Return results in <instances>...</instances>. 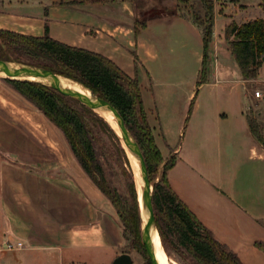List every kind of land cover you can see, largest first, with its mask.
Masks as SVG:
<instances>
[{"label":"crops","instance_id":"1","mask_svg":"<svg viewBox=\"0 0 264 264\" xmlns=\"http://www.w3.org/2000/svg\"><path fill=\"white\" fill-rule=\"evenodd\" d=\"M53 1L0 0V29L41 36L47 26L52 38L101 53L137 77L155 141L164 157L174 158L166 172L174 193L243 264H264V251L255 245L264 242V144L248 122V106L259 97H250L249 87L258 73L244 78L223 34H213L209 74L197 85L202 31L180 12L178 0L175 9L146 17L128 0ZM234 10L247 11L220 0L215 21L264 17L262 5L260 17L236 20ZM142 17L143 26L137 24ZM0 216L3 235L24 242L16 250L66 252L71 264H81L72 256L85 253L104 256L92 264H110L124 252L132 256L115 207L62 130L18 92L0 95Z\"/></svg>","mask_w":264,"mask_h":264},{"label":"trees","instance_id":"2","mask_svg":"<svg viewBox=\"0 0 264 264\" xmlns=\"http://www.w3.org/2000/svg\"><path fill=\"white\" fill-rule=\"evenodd\" d=\"M94 1L98 0H54L53 2L67 5ZM202 1L203 14L198 15L194 12L192 16L203 36V57L197 85L206 80L209 44L212 40L214 23L213 1ZM137 24L143 26L145 20L137 21ZM224 34L243 77H256L264 56V17L240 24L232 20L225 25ZM10 54L25 55L31 59L32 65L48 68L56 74L77 81L95 95L108 100L121 114L126 127L137 141L151 180L150 174L155 166L148 155L150 151L157 156L159 153L147 119L137 77L128 75L101 53L52 38L47 32V26L45 34L41 36L0 29V58L7 61L18 59L11 58ZM5 81L62 130L84 171L115 207L122 224L123 237L126 239L131 235L134 239V248L138 250L141 246L145 248L139 236V207L138 201L137 203L135 201L136 192L132 180L129 186L131 201H128L108 188L102 168L95 156L92 144L94 136L89 128V120L106 127L108 122L75 98L66 96L48 85L28 80L5 79ZM76 103L78 106L75 105ZM248 122L252 133L264 144V136L257 131L256 124L250 116ZM158 160L164 161L161 156ZM173 163V157L165 160L162 174L159 180L154 182L152 191L156 226L164 249L173 252L184 249L200 264H243L232 250L214 239L211 232L174 193L166 175ZM255 245L264 251L263 241H256Z\"/></svg>","mask_w":264,"mask_h":264},{"label":"rangeland","instance_id":"3","mask_svg":"<svg viewBox=\"0 0 264 264\" xmlns=\"http://www.w3.org/2000/svg\"><path fill=\"white\" fill-rule=\"evenodd\" d=\"M22 1V0H21ZM50 0H23L22 3L24 4H34L35 6L42 5L43 3H47ZM109 1H118V0H99L98 2H109ZM213 1L214 6V24L212 27L213 34L218 38V34L220 35V38L222 39V34L225 37L224 34V22H222L220 19H217L215 21V8L216 4L220 0H211ZM223 2L227 3L228 0H222ZM234 2V4L238 3L239 7L242 9L245 8L247 11H239L234 10V18L236 20L238 19H246L247 17L252 18L253 16L260 17L261 12L259 11V6H263L264 4H261L262 1L264 3V0H231ZM97 2V1H96ZM89 2V3H96ZM131 2V1H130ZM132 3V6L136 10L137 13L140 12H146V16L153 15L156 13H159L160 11L167 9L172 10L176 8V0H134ZM229 3V2H228ZM178 8L180 12H183L187 15H189L192 19L195 14L202 15L203 14V1L202 0H184L182 2L178 1ZM231 6H225V11L227 9H230ZM235 9V7L233 8ZM38 10L37 7L34 8L33 13H36ZM221 10V9H220ZM223 10V9H222ZM202 18V16H201ZM263 18V17H262ZM144 20V17L140 19V21ZM230 23V22H229ZM215 25V27H214ZM213 39V38H212ZM232 39V37H230ZM229 45L228 39H226ZM211 46L213 45V40H211ZM209 45V46H210ZM219 49V59H222V52H224L225 47L222 43V41H219L218 47ZM11 58H18L17 60H9L13 64L17 65H32L31 59L28 58L25 55H18V54H10ZM261 67L258 70V78H260L259 81L254 82V84H250V97L256 96V91L260 92V96L255 99V101H252L250 105L248 106V112L249 116L254 120L256 124L257 131L264 136V113L261 116H258V111L264 112V61L262 60ZM210 68H207L206 74H209ZM129 75V74H128ZM256 90V91H255ZM16 91L10 83L5 81L0 77V95L4 96V99H7V96H10V94H15ZM19 93V92H18ZM254 94V95H253ZM78 106V103L75 104ZM140 117V116H139ZM104 119V118H103ZM89 128L92 131L93 139L92 144L94 147V152L97 161L99 162L103 176L106 182V185L110 190L116 191L122 198H126L128 201H131L130 197V182L132 180L133 186L136 192L135 195V201L137 203V191L135 187L134 182V172H133V162L132 159H130L129 153L124 149L123 141L121 140V137L119 136V131L112 128L110 124H107V127L104 126L101 123L94 122L89 120ZM152 129V128H151ZM153 133V131H152ZM154 136V134H153ZM155 139V137H154ZM155 145L158 149V156L155 155L152 151L149 152V158L151 163L155 166L154 171L151 172V181L155 182L158 181L162 171H163V164L165 160L171 158L170 157H164L163 152L161 151L160 147L157 145L155 141ZM161 156V158L164 159L163 162H159L158 158ZM167 156V155H166ZM140 216V212H139ZM4 222L2 220V217L0 216V264H71V256H67L66 252H64V255L60 256L55 251H46L45 254L38 253L34 250L29 249H23V250H16V249H7V242L9 241L10 237L6 234L3 235V232H6V230L3 228ZM139 236L140 241L143 244L142 238H141V217H140V229H139ZM15 239V238H14ZM133 240L131 235H128V237L124 238V247L126 249H129L132 252V264H151L150 258L147 254V251L145 250L144 246H141L138 249L133 247ZM166 257H170L177 261L180 264H200L198 263L190 254H188L184 249H180V251H167L164 250ZM73 261L77 263V261L81 264H92L95 262H100L101 259H104V256L96 255V254H79L72 256ZM77 259V260H76ZM170 264V262H167Z\"/></svg>","mask_w":264,"mask_h":264},{"label":"water","instance_id":"4","mask_svg":"<svg viewBox=\"0 0 264 264\" xmlns=\"http://www.w3.org/2000/svg\"><path fill=\"white\" fill-rule=\"evenodd\" d=\"M262 60L264 61V56L262 57ZM0 72H4L5 75L0 76L4 80L5 79L28 80V81H35L48 85L66 96L75 98L80 103L92 109L95 113H97L101 117L103 116L98 113L97 111L98 109L107 110L112 113L119 127L120 130L119 136L121 137V140L124 142L128 150L138 160L140 177L142 179L141 198H139L135 178H134V182L137 191V201H138V207L141 217V238L145 245L151 264H159L155 257L154 246L151 240L152 230H155L160 237L158 228L156 226L155 211L152 201V191H153L154 182H152L149 179L148 170L143 153L137 141L134 139V137L131 135L128 128L126 127L124 123V119L121 116V114L118 112V110L108 100L95 95L89 88L84 87L82 84L68 77L56 74L48 68L35 66V65H17L11 63L10 61L0 58ZM61 77L72 80L73 82H77L83 88L89 91V95H86L85 93L80 92L76 89L62 85V83L60 82ZM103 118L110 124V122L105 117ZM110 126L113 128L111 124ZM122 147L124 148V146ZM142 212L146 214L145 220H143L142 218ZM110 264H132V257L128 252H124L117 255Z\"/></svg>","mask_w":264,"mask_h":264},{"label":"bare ground","instance_id":"5","mask_svg":"<svg viewBox=\"0 0 264 264\" xmlns=\"http://www.w3.org/2000/svg\"><path fill=\"white\" fill-rule=\"evenodd\" d=\"M4 72H0V76H4ZM60 82L62 83V85L66 86V87H70L73 89H76L80 92L85 93L86 95H89V91L85 88H83L80 84H78L77 82H73L72 80H69L67 78L61 77L60 78ZM99 114H101L103 117H105L110 124L119 131L120 134V130L119 127L117 125V122L114 118V116L112 115V113L110 111L107 110H101L98 109L97 110ZM123 146L126 149V151L129 153L130 155V159H132L133 162V172H134V178L136 181V186H137V190H138V194H139V198H141V186H142V179L140 177V170H139V164H138V160L137 158L128 150V148L125 146L124 142ZM141 202V200H140ZM142 218L143 220L146 219V214H144V212H142ZM151 240L154 246V253H155V257L158 261L159 264H168L167 262L169 261L170 264H180L177 261H175L174 259L170 258V257H166L165 252H164V248L161 244V240L160 237L158 235V233L155 230H152L151 232Z\"/></svg>","mask_w":264,"mask_h":264},{"label":"built area","instance_id":"6","mask_svg":"<svg viewBox=\"0 0 264 264\" xmlns=\"http://www.w3.org/2000/svg\"><path fill=\"white\" fill-rule=\"evenodd\" d=\"M256 96H260V92L256 91ZM24 247V242L22 240L19 239H9V241L7 242V249H20Z\"/></svg>","mask_w":264,"mask_h":264}]
</instances>
